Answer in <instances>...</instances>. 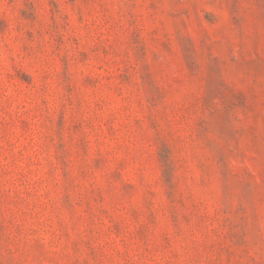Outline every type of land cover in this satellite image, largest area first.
I'll list each match as a JSON object with an SVG mask.
<instances>
[{"label": "rangeland", "instance_id": "obj_1", "mask_svg": "<svg viewBox=\"0 0 264 264\" xmlns=\"http://www.w3.org/2000/svg\"><path fill=\"white\" fill-rule=\"evenodd\" d=\"M0 264H264V0H0Z\"/></svg>", "mask_w": 264, "mask_h": 264}]
</instances>
